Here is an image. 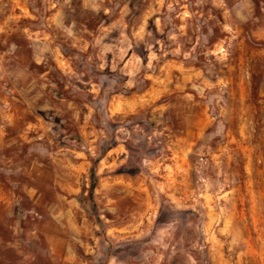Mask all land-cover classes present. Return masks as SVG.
<instances>
[{"label": "rangeland", "instance_id": "rangeland-1", "mask_svg": "<svg viewBox=\"0 0 264 264\" xmlns=\"http://www.w3.org/2000/svg\"><path fill=\"white\" fill-rule=\"evenodd\" d=\"M0 264H264V0H0Z\"/></svg>", "mask_w": 264, "mask_h": 264}]
</instances>
